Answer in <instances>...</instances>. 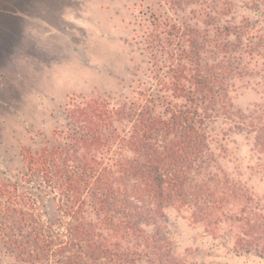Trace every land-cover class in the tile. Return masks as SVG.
I'll return each mask as SVG.
<instances>
[{"label":"trees","instance_id":"1","mask_svg":"<svg viewBox=\"0 0 264 264\" xmlns=\"http://www.w3.org/2000/svg\"><path fill=\"white\" fill-rule=\"evenodd\" d=\"M215 1L152 0L139 22L150 85L116 101L70 96L65 125L35 151L21 146L22 182L47 188L58 217L43 218L19 180L0 179V254L23 264H186L166 213L188 208L209 225L240 223L234 253L264 258V192L224 166L230 133H243L264 178V104L233 102L251 79L264 92V0H244L240 18Z\"/></svg>","mask_w":264,"mask_h":264},{"label":"rangeland","instance_id":"2","mask_svg":"<svg viewBox=\"0 0 264 264\" xmlns=\"http://www.w3.org/2000/svg\"><path fill=\"white\" fill-rule=\"evenodd\" d=\"M225 1L237 18L247 14L244 0ZM209 2L212 8L220 5ZM151 3L152 0H75L74 6L65 8L60 23L65 34L73 33L72 41L64 42V46L53 43L37 63L14 61L23 57L20 54L0 64V179L19 180L20 190L36 199L45 219L58 217L57 203L47 188L22 182L25 169L20 148L39 149L55 128L65 125L70 96L101 95L116 101L131 96L140 84L141 88L150 85V65L139 43V22L143 19L141 11ZM48 18L47 24L55 23ZM259 60L264 64L262 57ZM255 82L251 79L239 88L233 99L236 107L244 111L257 103L264 104V92ZM226 147V170L246 181L250 191L263 193L264 178L257 172L258 160L245 134L230 133ZM166 223L177 259L186 264H264V258L254 251L234 253L240 223L209 225L194 220L188 208H169ZM0 264L23 263L0 254Z\"/></svg>","mask_w":264,"mask_h":264},{"label":"crops","instance_id":"3","mask_svg":"<svg viewBox=\"0 0 264 264\" xmlns=\"http://www.w3.org/2000/svg\"><path fill=\"white\" fill-rule=\"evenodd\" d=\"M74 5L75 0H0V64L20 54L14 61L37 63L53 43L72 41L73 33L65 34L60 23L65 8ZM47 17L55 23L47 24Z\"/></svg>","mask_w":264,"mask_h":264}]
</instances>
